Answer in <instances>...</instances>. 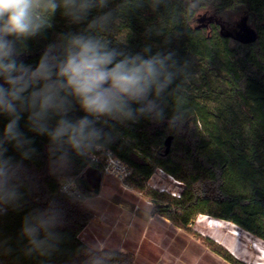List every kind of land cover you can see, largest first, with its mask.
Returning <instances> with one entry per match:
<instances>
[{
    "label": "clouds",
    "instance_id": "1",
    "mask_svg": "<svg viewBox=\"0 0 264 264\" xmlns=\"http://www.w3.org/2000/svg\"><path fill=\"white\" fill-rule=\"evenodd\" d=\"M127 6L175 24L172 0H126ZM201 0H185L183 15L198 14ZM163 10V11H162ZM57 16L65 29L56 31ZM118 17L113 0H0V215L18 208L26 185L34 187L24 162L37 154L28 132L47 138L49 174L58 180L59 193L72 204L96 210L97 193L81 187L88 169L112 157L119 138L117 125L167 119L179 128L186 119L181 93L191 75L188 58H180L170 37L161 44L157 24L144 30L145 43L137 51L108 39ZM49 33L52 38L49 39ZM175 40L183 37L174 33ZM43 41L34 62L33 42ZM173 112L167 116L168 99ZM83 115H77V113ZM9 146L19 159L8 155ZM84 167L73 173L74 160ZM65 211L57 200L24 216L20 236L25 257L51 258L61 250ZM13 249L0 241V255ZM79 264H109L111 253L100 245L82 243L75 251ZM176 264H180L177 259Z\"/></svg>",
    "mask_w": 264,
    "mask_h": 264
},
{
    "label": "trees",
    "instance_id": "2",
    "mask_svg": "<svg viewBox=\"0 0 264 264\" xmlns=\"http://www.w3.org/2000/svg\"><path fill=\"white\" fill-rule=\"evenodd\" d=\"M172 3L175 24L166 12L163 20H158L128 7L126 0H113L118 20L107 38L137 51L146 42V25L153 23L162 32L153 43L173 39L171 47L191 63V75L181 93L186 119L179 128L169 127L167 119L154 122L147 118L117 125L120 135L111 151L132 169L126 184L150 197L155 212L182 227L193 223L199 214H207L264 241V0H201L198 14L191 17L183 15L185 0ZM233 15H243L255 32L254 38L244 39L239 32L225 28L223 22ZM64 29V21L57 16L56 31ZM177 31L183 37L175 40ZM42 44L33 42L29 62L35 61ZM165 112L172 115L171 98ZM5 123L6 118L0 117V130ZM21 127L37 149L34 158L24 162L35 186L22 188L21 206L0 215V241H7L13 249L10 255H0V264H73L75 251L86 243L81 234L94 214L59 193L58 180L48 170L47 138L28 132L24 121ZM170 135L172 145L167 152ZM8 155L19 159L11 146ZM83 167V162L75 159L73 173ZM158 168L181 181L180 197L147 187V180ZM81 187L86 193H99V186L90 187L83 177ZM52 199L65 211L61 250L47 259L25 257L22 249L26 241L20 236L23 218L47 207ZM210 243L231 263L247 264ZM105 250L112 255L109 264H137L131 252ZM82 259L78 257L76 264Z\"/></svg>",
    "mask_w": 264,
    "mask_h": 264
},
{
    "label": "crops",
    "instance_id": "3",
    "mask_svg": "<svg viewBox=\"0 0 264 264\" xmlns=\"http://www.w3.org/2000/svg\"><path fill=\"white\" fill-rule=\"evenodd\" d=\"M83 178L90 187L99 186L98 206L91 210L94 217L81 234L86 243L131 252L137 264H176L177 259L182 260L181 264L193 262L184 255L190 240L184 235L178 240L177 226L167 216L155 212L148 197L97 168L88 169ZM213 238L235 249L234 241L225 242L220 232ZM181 252L184 259L182 255L178 258Z\"/></svg>",
    "mask_w": 264,
    "mask_h": 264
},
{
    "label": "rangeland",
    "instance_id": "4",
    "mask_svg": "<svg viewBox=\"0 0 264 264\" xmlns=\"http://www.w3.org/2000/svg\"><path fill=\"white\" fill-rule=\"evenodd\" d=\"M244 21L246 22V25L251 28L247 20L243 19V15H233L232 17L226 19L223 23L225 24V28L227 30L234 33H240L244 31ZM198 23L201 22L198 21ZM173 187L175 190H179L181 187L182 191V185L180 184L174 182ZM141 193L145 195L143 192ZM163 193L174 196L168 192ZM148 198L152 201L153 206H155V202L150 197ZM170 221L177 226L175 235L178 240L181 237L180 235H184L190 240V243L186 248V253L184 254L185 256L187 255L186 260L191 258L193 261L188 264H233L222 255L218 254L217 251H215V246H213L210 241L215 243V245L224 247L235 258L244 261L247 264H264V241L241 229L232 222L220 220L207 214H199L195 221L187 227H182L181 225L173 222L171 219ZM218 232L221 233L225 242L227 241L231 243L234 241L236 245L235 249L227 246V244L224 245L216 241L213 237L216 236ZM178 243H180V241H178ZM178 249L179 247L177 250ZM182 253L183 252L178 253V258H180L179 255H182ZM184 255H182L183 259Z\"/></svg>",
    "mask_w": 264,
    "mask_h": 264
},
{
    "label": "built area",
    "instance_id": "5",
    "mask_svg": "<svg viewBox=\"0 0 264 264\" xmlns=\"http://www.w3.org/2000/svg\"><path fill=\"white\" fill-rule=\"evenodd\" d=\"M96 168L101 169L104 173L117 177L120 181L126 184L125 180L132 174L131 167L117 157L112 152V157L108 159L107 165L103 163L98 165ZM182 185L174 175L168 173L162 168H158L152 176L147 180L146 184L148 187L155 189L159 192H168L174 196H181V187L179 190L173 189V183ZM127 185V184H126Z\"/></svg>",
    "mask_w": 264,
    "mask_h": 264
},
{
    "label": "water",
    "instance_id": "6",
    "mask_svg": "<svg viewBox=\"0 0 264 264\" xmlns=\"http://www.w3.org/2000/svg\"><path fill=\"white\" fill-rule=\"evenodd\" d=\"M243 32H240L238 35L242 36L244 39H252L255 37V32L252 28H250L248 25H246V22L244 21L243 24ZM172 135H170L167 140H166V150L167 152L169 151L171 147V142H172Z\"/></svg>",
    "mask_w": 264,
    "mask_h": 264
}]
</instances>
